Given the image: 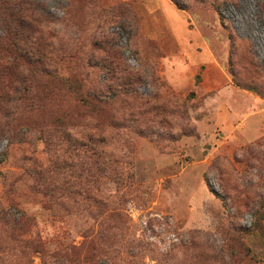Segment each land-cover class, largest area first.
Wrapping results in <instances>:
<instances>
[{
	"label": "rangeland",
	"instance_id": "374dc122",
	"mask_svg": "<svg viewBox=\"0 0 264 264\" xmlns=\"http://www.w3.org/2000/svg\"><path fill=\"white\" fill-rule=\"evenodd\" d=\"M15 2L0 264H264V0Z\"/></svg>",
	"mask_w": 264,
	"mask_h": 264
},
{
	"label": "trees",
	"instance_id": "16d2710c",
	"mask_svg": "<svg viewBox=\"0 0 264 264\" xmlns=\"http://www.w3.org/2000/svg\"><path fill=\"white\" fill-rule=\"evenodd\" d=\"M22 3L16 5L15 0H0V22L3 21L5 24L8 23L11 27H21L24 25V20L20 14ZM15 22V23H14ZM3 47L0 45V79L8 72H10L11 65H13L15 61V57L20 56V58H24V55L20 53V55H9V52L6 50L3 51ZM26 61L20 64L21 66L26 65L27 75L25 77L19 79L21 82L20 85L23 87L22 91L19 95L22 97H26L25 95H29V91L32 87V82L34 80L41 78L42 76L47 75L48 73L44 69L37 70L33 68V64L29 58H25ZM32 62V61H31ZM19 63V62H18ZM18 65V64H17ZM37 73V74H36ZM1 85V84H0ZM2 87H6L7 89L16 90L17 88L12 87V84H3ZM24 95V96H23Z\"/></svg>",
	"mask_w": 264,
	"mask_h": 264
}]
</instances>
